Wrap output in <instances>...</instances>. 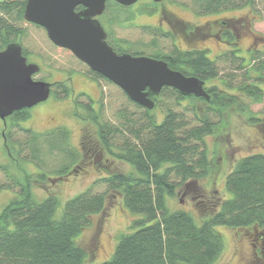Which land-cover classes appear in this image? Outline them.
Segmentation results:
<instances>
[{"label": "trees", "instance_id": "obj_1", "mask_svg": "<svg viewBox=\"0 0 264 264\" xmlns=\"http://www.w3.org/2000/svg\"><path fill=\"white\" fill-rule=\"evenodd\" d=\"M191 2L196 12L202 14L239 7L238 0ZM246 2L252 4L254 0ZM26 3L27 0H0V51L17 40L21 43L30 34L23 23L46 32L43 27L25 21ZM141 30L149 36L148 29ZM39 37L49 48H57L49 38L47 42ZM169 39L173 36L164 33L152 37L150 45L157 49L155 57L163 58L171 69L212 83L207 87L210 101L193 95L184 97L175 89L164 88L158 97H153L155 107L164 94L175 97L176 107H168L162 121H158L157 114L130 100L122 89L126 100L113 110L112 119L107 117L102 102L95 109L90 97L77 96L76 115L84 122L83 126L88 123L96 126L94 137L89 132L84 134L83 150L86 154L94 151L98 156L109 154L128 164L132 171L99 178L89 189L68 200L58 215L59 200L53 192L40 201L33 191L35 186L46 188L47 181L53 179L50 173L40 170L25 174L22 181L13 173L14 167L0 164V193L6 190L17 193L0 213V264H86L87 251L75 239L91 225L94 215L104 211L107 195L116 190L122 192L125 207L142 217L131 222L130 231L121 235L113 256L101 264H216L225 249L223 236L216 230L219 226L249 229L264 242L263 153L237 161L225 180L231 198L218 192L217 197L195 201L204 214L203 219L209 216L201 225L190 212L171 211L167 206V197H174L180 188L197 189L195 196L201 194L200 181L210 176L214 166L206 138L223 122L226 110L234 108L249 124L262 128L264 134V89L260 87L264 83V52L250 51V64L238 55V48L227 50L214 60L206 51H181L173 45L159 48ZM22 46L27 57L28 47ZM133 54L143 53L134 51ZM228 68L244 71L240 82L236 83V74L220 76L222 69ZM38 74L35 79L41 80L36 78ZM88 74L94 80L112 83L89 68ZM215 81L224 88L213 84ZM52 91L59 97H68L72 88L60 81L52 84ZM187 99L199 100L204 106L194 102L190 107L183 106L182 101ZM254 104H261L262 111L253 112ZM29 117L28 109L16 111L8 117L10 124L4 126L5 147L16 162L23 159L35 162L39 153L35 145L38 134L19 124ZM63 135L69 147L68 132L64 131ZM64 150L73 162L70 167L54 171L57 175L54 179H64L81 159L80 154L69 148ZM255 254L260 259V250Z\"/></svg>", "mask_w": 264, "mask_h": 264}, {"label": "rangeland", "instance_id": "obj_2", "mask_svg": "<svg viewBox=\"0 0 264 264\" xmlns=\"http://www.w3.org/2000/svg\"><path fill=\"white\" fill-rule=\"evenodd\" d=\"M246 1L248 0H238L239 7L234 9H223L213 15L198 16L193 11L191 0H168L162 7V11L165 13L169 10L185 19L186 26H189L187 29H191V31H194L195 26L212 25L211 21L226 18L231 19V24L235 29L244 32L239 37L235 31L233 45L225 47L212 37L201 39V33H203L201 30V32L196 31L190 35L191 37L188 35L184 38L186 30L176 27L175 41L173 39L165 40L159 45V48L162 45L169 48L174 42L184 50L203 49L208 53V57L214 60L227 50L238 48L240 50L238 55L244 57L250 64V51L258 49L260 52H264V1L254 0L252 4H246ZM149 7L151 5L144 0H140L138 4L131 7L123 8L117 5V16L124 19L125 15H136L133 17L132 25L160 24L157 22V13L152 17L145 15L144 11ZM123 22L124 20H121V23ZM22 25L30 33L21 41L30 52L27 56L28 62L36 63L42 67L41 73L36 78L50 84L66 82L72 91L68 97H59L55 91H52L47 101L28 109L30 117L19 123L22 128L31 129L38 134V144L35 145L38 146L39 153H37L35 162L24 159L18 162L13 160V156L5 147L3 133L6 132V128L0 119V164H7L11 169L14 167L13 173L22 181L25 179V174L38 173L40 170L50 173L49 175L53 179L47 181L46 188L35 186L33 191L40 201L53 192L59 200L58 215H61L68 200L89 189L92 183L99 178L114 172L132 171L128 164L118 161L109 154L104 153L98 156L94 151H89L90 153L86 154L81 142L86 132H89L93 137L96 135V126L92 123L83 126L84 122L76 115L75 98L80 94H85L94 101L95 109H98L102 102L107 117L110 119L113 118V110L124 103L126 98L122 90L115 84L102 79H92L88 74V66L70 54V51L61 50L60 47L49 48L46 46L39 37L41 36L48 42L47 34L42 28L38 29L25 23ZM243 26L246 27L245 30L242 28ZM117 36L124 39L125 44L130 45L131 50L144 53H153L156 52L154 50H157L150 45L151 36H147L141 28L138 29L130 24L122 26L118 23ZM222 70L221 77H225L227 74H236V83L240 82L244 74L243 70L234 71L230 68ZM211 84L207 83V87ZM213 84L224 88L218 81ZM260 87L264 89V83H261ZM191 102L199 107L204 106V103L199 100L182 101L183 106L186 107H190ZM157 104V107L152 111L157 114L158 121H162L165 110L168 107H176V99L174 96L164 94L159 97ZM251 109L253 112L259 113L262 111V105L254 104ZM10 122L11 119L7 118L6 123L10 124ZM4 129L5 131H3ZM64 131H67L70 136L69 147L63 139ZM206 143L209 157L214 166L210 176L200 181L203 187L201 194L203 195L195 196L198 193L197 189L195 191L180 188L174 197H167V206L171 211L181 209L190 212L198 225H201L204 219L209 216L203 219L204 214L200 213L195 201L217 197L218 192L225 198H231L232 194L227 190L225 180L237 161L255 153L264 154L262 128L249 124L245 117L234 108L225 111L223 122L216 127L213 135L206 138ZM67 148L80 154L81 161L79 160V164L70 169L69 175L64 179H54L57 176L53 174L54 171L70 167L73 162L72 156L64 150ZM14 157H17L15 153ZM99 190L103 191L104 188ZM16 196L17 193L12 190L0 193V213ZM141 217V215L131 213L125 207L120 190L110 192L107 195L104 211L94 215L91 225L75 239L77 244L87 251L86 264H101L109 260L114 254L121 235L130 231L129 226L134 219ZM216 230L223 236L225 244L223 255L216 264H264V242L259 240L260 237L257 234L255 236L249 229L236 230L224 226L216 227ZM256 250L261 252L258 254L260 259H257Z\"/></svg>", "mask_w": 264, "mask_h": 264}, {"label": "water", "instance_id": "obj_3", "mask_svg": "<svg viewBox=\"0 0 264 264\" xmlns=\"http://www.w3.org/2000/svg\"><path fill=\"white\" fill-rule=\"evenodd\" d=\"M107 1L27 0L24 19L43 27L54 45L70 51L148 110L155 108L153 97H158L164 88L175 89L184 97L193 95L210 101L205 80L171 69L162 59L116 53L108 45L106 32L98 20ZM114 1L130 7L140 0ZM40 71V65L28 62L19 43H11L0 51V119L5 126L14 112L49 99L52 84L35 79Z\"/></svg>", "mask_w": 264, "mask_h": 264}, {"label": "flooded vegetation", "instance_id": "obj_4", "mask_svg": "<svg viewBox=\"0 0 264 264\" xmlns=\"http://www.w3.org/2000/svg\"><path fill=\"white\" fill-rule=\"evenodd\" d=\"M144 1H147V3L151 5V7L147 8L144 11L145 15H147V17H152V15L157 13L158 14L157 22H160V24L152 25V24L140 23L139 25H132L131 22L133 21V17L136 15H134V16L133 15H131V16L125 15L123 17L124 19L119 20L117 18L118 17L117 16V2L114 0H109L106 2L105 11L102 15H100L98 17V20L106 32V35H107L106 41H107L108 45L116 53L123 54V53L128 52V53H131L132 55H134L133 54L134 50L130 49V47H129L130 45H126L125 44L126 41L117 36V24L118 23H120L122 26H124V24L125 25L130 24V26L137 27L138 29L139 28L148 29L149 30L148 34H149V36H152V37L158 33L159 34L160 33L169 34V35L173 36V41H175V38H174L175 35L174 34H175V28L176 27L181 28V29L184 28V30H186L184 38H186V36H188V35H189V37H191L190 35H193L196 31L197 32L202 31L203 33H201V39L203 37H212V38L218 40L219 43L225 47H229V46L233 45V41L235 39V37H234L235 31L237 32L239 37H241L242 33L244 32V31L235 29L231 24V19H226V18L225 19H223V18L215 19V20L211 21L212 25L209 24L206 26L205 24L204 25L202 24L201 26H195L193 29L194 31H191V29H187L189 26H186L187 21L185 19L177 16L175 13H173L169 10H167V12H165V13L162 11V7H164L166 5V2L168 0H164L161 3H155L152 0H144ZM138 2L136 4H138ZM136 4H134L132 6H135ZM193 11L198 16L213 15L214 13H219V12H214V13L202 14V13H197L195 9ZM137 15H138V17L140 16L139 13ZM118 20H119V22H117ZM121 20H124V22L121 23ZM164 26H166L165 27L166 29L164 28ZM242 28L245 30L246 27L243 26ZM137 42H139V41H137ZM13 43H19L22 46V44L20 43V40H17L16 42H13ZM173 47L177 48L181 51H193V50L205 51L203 49L184 50V49H181V47L174 42H173ZM22 48H23V46H22ZM118 50H120V51L124 50V52L119 53ZM154 51H156V50H154ZM140 53H143V54H138L137 56H149V57L156 58L155 52H153V53L140 52ZM156 59H162L163 60V58H156ZM41 70H42V67H41ZM207 83L208 82H206V87H207Z\"/></svg>", "mask_w": 264, "mask_h": 264}]
</instances>
